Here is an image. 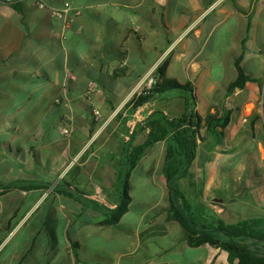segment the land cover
I'll return each instance as SVG.
<instances>
[{"label":"crops","instance_id":"0c3cea01","mask_svg":"<svg viewBox=\"0 0 264 264\" xmlns=\"http://www.w3.org/2000/svg\"><path fill=\"white\" fill-rule=\"evenodd\" d=\"M38 1L0 0V264L222 263L227 253L209 245L184 259L185 232L166 220V140L133 170L130 210L118 224H100L103 211L88 199L115 207L125 190L119 174L129 146L145 140L146 121L185 111L181 89L133 102L170 58L167 76L191 85L203 118L182 189L232 221L228 214L236 210L228 208L226 191L241 181L243 202L264 216V140L248 153L264 123V102H257L264 89L257 41L264 0H74L61 17L50 8L65 0H43L46 7ZM244 48L243 66L261 83L230 93ZM91 80L99 90L90 100ZM230 113V124L218 126ZM67 115L75 125L71 136L62 133ZM63 179L89 197L57 192ZM35 183L49 187H28Z\"/></svg>","mask_w":264,"mask_h":264},{"label":"trees","instance_id":"16d2710c","mask_svg":"<svg viewBox=\"0 0 264 264\" xmlns=\"http://www.w3.org/2000/svg\"><path fill=\"white\" fill-rule=\"evenodd\" d=\"M245 56L244 48L235 60L238 75L229 85L230 93L238 87L245 88L249 82L261 83V80L246 72L243 66ZM170 62V58H167L159 66L155 73L158 79L153 91L148 95L137 94L133 102L138 106L151 95L181 89L185 92V111L178 116L160 113L146 121L144 124V129H147L145 140L142 143H132L129 146L127 161L119 174L125 189V196L122 198L121 204L118 203L113 209H106L97 206L90 199L88 202L102 209L103 217L99 219L100 224L107 226L118 224L130 210L132 201L130 177L133 170L157 142L166 140L168 147L163 167V178L168 190L169 202L166 220L181 225L185 232L183 242L186 241L185 243L191 247L209 245L219 248L227 253L228 264H264V216H250L234 222L228 221L218 216L201 200L193 202L182 189L180 179L190 175V168L197 156L198 138L202 130L203 118L196 110L197 97L193 93L191 85L167 76ZM231 116L232 113L224 122L216 124L219 123L218 126L227 127L231 122ZM218 126H215L214 129ZM70 184V181L63 179L55 187V190L61 194L77 195L69 187ZM28 187L48 188L49 185L35 183ZM197 198L199 199V196ZM74 246V255L78 260L77 245Z\"/></svg>","mask_w":264,"mask_h":264},{"label":"rangeland","instance_id":"374dc122","mask_svg":"<svg viewBox=\"0 0 264 264\" xmlns=\"http://www.w3.org/2000/svg\"><path fill=\"white\" fill-rule=\"evenodd\" d=\"M263 25H264V21H263ZM260 29H261V26H260ZM258 32H259V26H258ZM261 39H264V35L260 31V33L258 34V37H257V41L259 43L260 50H262L264 52V46L260 44ZM263 88H264V82H263ZM260 100L261 101L263 100V102H264V96L262 97V92L260 93L259 99L257 100L258 106L261 105ZM261 107H262V105H261ZM263 107H264V105H263ZM262 125H263V127H260L257 131L256 139L252 138V139H250V141H248V146H249L248 147L249 148L248 153L252 152V154H254L256 151L258 152L257 139L258 140H264V123L263 122H262ZM243 153L245 154V152H243ZM261 169L264 170V164L262 165ZM228 182H230V181H228ZM240 182L241 181H235L233 183L230 182V188H228L226 191V199L228 200V202H227L228 208L236 210V211H234L235 215H232L231 211L228 214V218L233 219L232 220L233 222L244 219L250 215L255 216V215H253L254 213H253V209L251 208V206L248 203L243 202L246 191L244 190V188L242 186L240 187ZM140 188H144V186H141ZM259 188H260V186H259ZM257 194H258V197H260V199H261L262 195L260 194L259 189H257ZM231 199H236L237 202H231ZM261 213H262L261 211H257V215H259ZM183 243L185 244V242H183ZM183 243H181L180 246H182ZM202 250H205V248H203V247H191L188 245L186 250L182 253V255H183L184 259H189L192 255V252L193 253L195 252L194 255H199ZM217 264H228V263H227V260H223L222 263L218 262Z\"/></svg>","mask_w":264,"mask_h":264},{"label":"built area","instance_id":"2783aa9c","mask_svg":"<svg viewBox=\"0 0 264 264\" xmlns=\"http://www.w3.org/2000/svg\"><path fill=\"white\" fill-rule=\"evenodd\" d=\"M74 0H65L64 6L61 8L58 7H51L50 11L52 13V15H56V16H63V14H65V12L70 9V7L72 6ZM38 5L40 7H46V3L43 0H39L38 1ZM157 76L156 74H151L149 77H147L144 85L139 89L138 91V95H148L150 94L156 83H157ZM99 90V83L95 80H91L88 85H87V89H86V97L88 99H92L98 92ZM101 118V111L99 108L93 106V111H92V119L95 121H99ZM75 130V125L74 122L72 120V118L70 116H64L62 119V133L65 136H71L73 134Z\"/></svg>","mask_w":264,"mask_h":264},{"label":"water","instance_id":"95a60500","mask_svg":"<svg viewBox=\"0 0 264 264\" xmlns=\"http://www.w3.org/2000/svg\"><path fill=\"white\" fill-rule=\"evenodd\" d=\"M71 187H72V189H73L74 191H76L77 193L89 197L87 194L81 192L78 188H76V187H74V186H71ZM124 196H125V190L123 191V197H124ZM92 200H93L94 203H96L97 205H99V206H101V207H104V208H106V209H113V208H114V207L110 206V205L108 204V202H107L106 200H104V199L93 198ZM121 203H122V200L119 202V204H121Z\"/></svg>","mask_w":264,"mask_h":264}]
</instances>
